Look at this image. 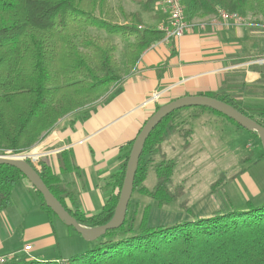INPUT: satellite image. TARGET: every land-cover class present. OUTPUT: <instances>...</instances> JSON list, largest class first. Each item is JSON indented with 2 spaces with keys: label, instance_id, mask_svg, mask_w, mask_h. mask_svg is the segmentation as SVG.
I'll list each match as a JSON object with an SVG mask.
<instances>
[{
  "label": "trees",
  "instance_id": "obj_1",
  "mask_svg": "<svg viewBox=\"0 0 264 264\" xmlns=\"http://www.w3.org/2000/svg\"><path fill=\"white\" fill-rule=\"evenodd\" d=\"M132 1L139 5V10L121 11L124 21L113 22L106 16L111 13L108 0H0V151H31L57 125L59 118L95 100L108 85L122 78L126 69L122 72L118 66L116 47L99 32L133 36L126 52L127 64L132 66L145 48L162 37L158 28L143 24L141 12L151 11L152 1ZM183 4L188 18L216 14L218 8L264 16V0H183ZM201 94L228 103L264 126V105H244L241 96L224 91ZM161 105L154 103L151 114ZM193 107L212 111L233 122L237 129H245L211 108ZM93 108L85 110L80 119L87 118V112ZM177 110L165 116L145 140L132 194L137 192L155 200L159 208L175 206L192 213L184 199L178 202V189L170 188L175 169L173 159L162 160L155 166L156 183L152 189L143 184L148 156L159 151L166 133L172 129L170 119ZM247 131L258 138L255 131ZM133 140L119 146L121 160L113 174L116 192L100 211L91 215L77 205L76 183L62 179V174L72 169L67 151L58 152L59 173L52 172L42 158L37 166L32 165L81 225L98 226L109 221L114 213ZM27 161L32 163L29 158ZM20 180L33 189L41 207L57 218L25 175L7 164H0V210L9 207ZM224 182V175L219 176L211 184V192ZM150 207L144 206L140 220L135 223L138 207L130 198L120 227L87 241L89 248L65 261L36 260L19 254L4 264H264V204L247 205L241 210H216L205 216L155 226L147 222Z\"/></svg>",
  "mask_w": 264,
  "mask_h": 264
},
{
  "label": "crops",
  "instance_id": "obj_2",
  "mask_svg": "<svg viewBox=\"0 0 264 264\" xmlns=\"http://www.w3.org/2000/svg\"><path fill=\"white\" fill-rule=\"evenodd\" d=\"M151 1L152 21L145 24L143 19V24L158 28L167 14L160 0ZM187 19L192 27L183 36L169 41L161 37L141 52L108 102L62 132L53 128L31 148L54 173L61 171L58 152L69 153L72 169L62 179L76 183L77 205L87 215L100 211L116 192L113 174L121 160L119 146L133 139L150 115L153 105L146 99L154 91L160 92L159 104L184 95L224 91L241 96L244 105H264V29L248 22H223L216 14ZM247 180L257 189L255 182ZM20 226L21 234H16ZM68 228L49 215L29 184L20 180L11 204L0 210V254L21 255L23 246L31 244L29 253L34 259L65 261L69 257L57 256L55 250L59 235L71 240V250L87 244ZM13 235L19 244L9 248ZM48 254L54 256L45 258Z\"/></svg>",
  "mask_w": 264,
  "mask_h": 264
},
{
  "label": "rangeland",
  "instance_id": "obj_3",
  "mask_svg": "<svg viewBox=\"0 0 264 264\" xmlns=\"http://www.w3.org/2000/svg\"><path fill=\"white\" fill-rule=\"evenodd\" d=\"M108 1L111 13H107L106 16L113 22L124 21L121 11L139 10V5L132 0ZM151 12H141L145 24L152 21ZM241 16L245 23L248 22L254 27L264 29V16L260 13L248 12L246 15L241 14ZM99 33L114 43L118 66L121 70L126 69L125 73H122L121 79L108 85L105 91L96 96L95 100L59 118L54 127L58 129L57 132H62L65 127L85 120L86 118L80 119L85 110L92 106L95 107L87 112L89 117L98 110L99 106L108 102L117 94V91L115 93L113 91L120 88L124 76L133 67L131 63L128 65L126 60L128 44L133 41V36L110 34L105 31ZM170 123L172 129L166 133V138L160 144L159 151L148 156L150 161L143 184L152 189L156 183L155 166L162 160L173 159L175 169L170 188L171 190L178 189V202L184 199L186 206L192 209V213L175 206L159 208L155 200L134 192L131 196L132 201H134L132 203H136L138 207L135 223L140 220L144 205L147 203H151L147 218L149 226L170 224L179 220L205 216L211 214L210 212L206 213L207 211L217 207L219 211L232 208L241 210L245 209L247 205L260 206L264 204V151L259 138L251 136L253 134L245 129H237L233 122L212 111H199L195 107L180 108L170 119ZM42 135L41 137H43ZM9 152V150H4L0 151V154H9ZM242 169L245 170L241 171ZM221 175H224V184L216 191L211 192V184ZM248 177L256 183L257 189L250 185L247 180ZM21 228L20 226L17 229L16 234H21ZM68 229L71 233L79 236L71 227ZM4 233H6L5 229ZM13 237L16 236L13 235L8 241L9 248H15L19 244L17 239ZM71 244L70 239L59 235L58 244L55 246L57 256L70 257L73 254L84 252L90 246V243L87 242L80 249L71 250L69 249ZM48 256L54 255L48 254L45 255V258Z\"/></svg>",
  "mask_w": 264,
  "mask_h": 264
},
{
  "label": "water",
  "instance_id": "obj_4",
  "mask_svg": "<svg viewBox=\"0 0 264 264\" xmlns=\"http://www.w3.org/2000/svg\"><path fill=\"white\" fill-rule=\"evenodd\" d=\"M204 106L218 111L234 120L247 130L255 131L264 151V126L251 117L241 113L228 103L213 96L204 94L184 95L162 104L154 111L141 126L131 145L124 178L119 190L118 201L112 217L106 223L93 227L81 225L60 203L49 190L44 181L34 169L32 163L27 161V155L19 153L0 154V164L11 165L19 169L35 189L42 195L48 206L66 226L72 227L85 241H93L104 235L107 230L120 227L125 219L127 206L133 192V181L143 145L154 127L169 113L183 107Z\"/></svg>",
  "mask_w": 264,
  "mask_h": 264
},
{
  "label": "built area",
  "instance_id": "obj_5",
  "mask_svg": "<svg viewBox=\"0 0 264 264\" xmlns=\"http://www.w3.org/2000/svg\"><path fill=\"white\" fill-rule=\"evenodd\" d=\"M161 9L164 13L167 14V19L165 22L161 23L158 27L160 31H162V40L169 41L178 39L185 32H187L191 27L192 23L188 21L186 16L185 6L183 4V0H160ZM216 15L218 19L223 22H231L237 25L244 24L245 21L241 14L238 11H227L222 8H218ZM160 98V92L154 91L151 95L146 99L147 104L156 103ZM11 154V151L9 152ZM19 154L27 155V158L30 159L32 164L37 166V163L40 159V154L34 151L21 152ZM32 246L30 244H26L23 246V253L30 259H34L29 251ZM17 256L15 253H10L6 255L0 254V264H4L9 259Z\"/></svg>",
  "mask_w": 264,
  "mask_h": 264
}]
</instances>
